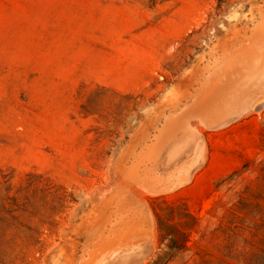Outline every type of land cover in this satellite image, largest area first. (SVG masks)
<instances>
[{"label":"rangeland","instance_id":"374dc122","mask_svg":"<svg viewBox=\"0 0 264 264\" xmlns=\"http://www.w3.org/2000/svg\"><path fill=\"white\" fill-rule=\"evenodd\" d=\"M263 61L264 0H0V264H264Z\"/></svg>","mask_w":264,"mask_h":264},{"label":"bare ground","instance_id":"6f19581e","mask_svg":"<svg viewBox=\"0 0 264 264\" xmlns=\"http://www.w3.org/2000/svg\"><path fill=\"white\" fill-rule=\"evenodd\" d=\"M248 42V41H247ZM256 43H257V41H256ZM262 45V44H261ZM254 46V45H253ZM241 55H243V54H241ZM263 57V56H262ZM255 61H257L256 59H255ZM264 62V61H263ZM246 63V62H245ZM248 63H250V61H248ZM261 64H262V60H261ZM251 65V64H250ZM252 65H253V63H252ZM254 67H256V66H254ZM251 74V73H250ZM253 74V73H252ZM262 74V73H261ZM259 78V77H258ZM243 79V78H242ZM255 79V78H254ZM255 81V80H254ZM252 82H253V80H252ZM246 83V82H245ZM255 83V82H254ZM259 83V82H258ZM225 84V83H224ZM246 84H248V83H246ZM254 85V84H253ZM252 85V86H253ZM250 86V85H249ZM249 86H248V88H249ZM261 86V85H260ZM226 87V86H225ZM254 87V86H253ZM257 87V86H256ZM248 88H246V89H248ZM244 89H245V87H244ZM245 89V90H246ZM252 89V88H251ZM221 90V89H220ZM244 90V91H245ZM264 89H262V91H263ZM222 91V90H221ZM220 91V92H221ZM247 91V90H246ZM258 92V91H257ZM262 93V92H261ZM251 94H253V93H251ZM260 95V94H259ZM221 96V95H220ZM254 96V95H253ZM262 96H264V93H263V95ZM261 96V97H262ZM251 97H252V95H251ZM223 98V97H222ZM244 100H245V98H244ZM217 101V100H216ZM249 101V100H248ZM204 102V101H203ZM250 102V101H249ZM248 102V103H249ZM201 103V102H200ZM224 103V102H223ZM237 103H239V102H237ZM236 102H235V104H237ZM241 103V102H240ZM243 103V102H242ZM251 103H252V101H251ZM253 104H254V102H253ZM201 105V104H200ZM241 105V104H240ZM239 105V106H240ZM223 107H225V106H223ZM242 107V106H241ZM248 107V106H247ZM202 108V107H201ZM233 108V107H232ZM231 108V109H232ZM239 108V107H238ZM261 108H264V99L263 100H260L259 102H257L256 104H255V106H254V108L253 109H261ZM226 109H227V107H226ZM230 109V110H231ZM239 109H241V108H239ZM214 110V109H213ZM209 111V110H208ZM223 111V110H222ZM235 111H236V108H235ZM234 111V112H235ZM259 111V110H258ZM239 112V111H238ZM211 113H213V112H211ZM240 113V112H239ZM208 114V113H207ZM230 115H232V114H230ZM229 115V116H230ZM241 115V114H240ZM228 116V115H227ZM222 117V116H221ZM235 117H238V116H235ZM241 118V117H240ZM225 119H227L226 117H225ZM234 119V118H233ZM235 120V119H234ZM217 121V120H216ZM211 124V123H210ZM186 125V124H185ZM204 126H205V124H204ZM206 126H210V125H208V124H206ZM171 129H169V133H168V135L164 138V140L162 141L164 144V148L162 147V152H164L163 154H164V156L161 158V159H158L159 161H158V169H160L159 168V165H161V167H164V168H168V167H173L174 166V164H175V166H176V164H179V162H183L182 160H184V159H186L187 157H189L190 156V153L188 154L187 152H188V150L190 149L189 148V144H185L184 142L185 141H189V139H181V138H179L178 137V135H180L179 134V131L181 132V130H180V127L179 126H177V127H174V128H172V127H170ZM184 128H185V126H184ZM197 128H199L200 129V127H197ZM198 129V130H199ZM211 129V128H210ZM187 132H189V131H187ZM182 133V132H181ZM190 133V132H189ZM187 135L188 136V133H184L183 135ZM190 134H192V133H190ZM182 135V136H183ZM193 135V134H192ZM190 136V135H189ZM200 136V135H199ZM186 137V136H185ZM196 137V136H195ZM179 138V139H178ZM189 138V137H188ZM191 138H192V136H191ZM197 139H199V138H197ZM184 140V141H183ZM194 141V140H193ZM192 141V142H193ZM191 142V143H192ZM198 142H199V140H198ZM198 144V143H197ZM191 145V144H190ZM192 146H194V144L192 145ZM206 147V146H205ZM196 149V148H195ZM197 151V150H196ZM167 152V153H166ZM166 153V154H165ZM192 153V152H191ZM197 154H196V158H199V161H197L196 163H197V165H195L196 163H194L193 164V168H192V170L190 171V172H188L187 174H186V176L185 177H183L182 179L180 178L181 176L180 175H177V176H175L173 179H171L169 182L170 183H176L177 185L179 184V185H181V184H185V183H188V182H190L191 181V179H192V177H193V175H194V172L197 170V167H199V165H201L202 163H203V157H202V153H203V148H202V146L200 147V149L196 152ZM159 156V155H158ZM159 157H161V156H159ZM206 160V159H205ZM187 161V160H186ZM184 164H185V161H184ZM187 164V163H186ZM185 164V165H186ZM204 164V163H203ZM179 166V165H178ZM177 166V167H178ZM163 168V171L165 172V169ZM183 168V167H182ZM126 169V168H125ZM124 169V170H125ZM153 169V168H152ZM173 169V168H172ZM188 169H190V168H188ZM151 171V170H150ZM176 171V170H175ZM125 172V171H124ZM169 172H171V171H169ZM168 172V173H169ZM166 173V172H165ZM149 174V173H148ZM173 174V173H172ZM184 176V175H183ZM130 178V177H129ZM139 178V177H138ZM141 178V177H140ZM148 178V177H147ZM168 178V177H167ZM153 179V178H152ZM158 179V178H157ZM161 180V179H160ZM150 181V180H149ZM156 181V180H155ZM147 182V181H146ZM164 182V181H163ZM152 183V182H151ZM148 184V183H147ZM145 185V184H144ZM149 185H150V183H149ZM158 195V194H157ZM109 196V195H108ZM143 202V201H142ZM140 203V202H139ZM141 204V203H140ZM138 206V205H137ZM140 206V205H139ZM136 207V206H135ZM137 208V207H136ZM141 208V207H140ZM139 209V208H138ZM144 209V208H143ZM150 211V210H149ZM137 214V213H136ZM151 214V213H150ZM152 220H153V218H152ZM98 221V220H97ZM110 232V231H109ZM154 232V231H153ZM104 234V233H103ZM137 235V234H136ZM139 235V234H138ZM142 235V234H141ZM146 235V234H145ZM151 235V234H150ZM152 236H154L153 234H152ZM146 238V237H145ZM88 239V238H87ZM132 239V238H131ZM130 239V240H131ZM150 240V239H149ZM133 241V240H132ZM136 241H138V240H136ZM139 241H140V239H139ZM145 241V240H144ZM124 242V241H123ZM125 242H127V241H125ZM145 242H147V241H145ZM154 242V241H153ZM132 243V242H131ZM130 243V244H131ZM150 243V242H149ZM97 244V243H96ZM129 244V245H130ZM133 244V243H132ZM142 244V243H141ZM95 245V244H94ZM114 245H116V244H114ZM154 245V244H153ZM128 246V245H127ZM140 246V245H139ZM150 246H151V244H150ZM99 247V246H98ZM114 247V246H113ZM112 247V248H113ZM145 247H147V246H145ZM149 247V246H148ZM153 247V246H152ZM155 247V246H154ZM153 247V248H154ZM150 249H151V247H150ZM137 250V249H136ZM143 250V249H142ZM144 250H146V249H144ZM142 251V252H144V254L143 255H140L139 257H140V259H141V256L142 257H144L145 258V256H147V255H145L147 252H145V251ZM147 250H148V248H147ZM146 250V251H147ZM152 250V249H151ZM150 250V251H151ZM154 250H155V248H154ZM111 251V250H110ZM113 251V250H112ZM130 251V250H129ZM135 251V250H134ZM149 251V250H148ZM107 252H109V251H107ZM114 252V251H113ZM123 251H121L120 253H122ZM126 252V251H125ZM138 252H141V250L140 251H138ZM151 252H153V251H151ZM151 252H149V253H151ZM106 253V252H105ZM111 254V256L113 255L112 254V252H110ZM130 253V252H129ZM134 252H131V254H133ZM115 254V253H114ZM117 254V253H116ZM126 254V253H125ZM128 254V253H127ZM126 254V255H127ZM140 254V253H139ZM121 255V254H120ZM137 256H138V254H136ZM145 255V256H144ZM116 256V255H115ZM114 256V257H115ZM117 256H118V254H117ZM152 256V255H151ZM105 257V256H104ZM122 257V256H121ZM124 257V256H123ZM132 257V256H131ZM149 257V256H148ZM90 258V257H89ZM96 258V257H95ZM112 259V258H111ZM121 259V258H120ZM148 259V258H147ZM107 260V259H106ZM124 260V259H123ZM128 260H129V255H128ZM127 260V261H128ZM139 260V259H138ZM102 261V260H101ZM104 261V260H103ZM121 261H122V259H121ZM136 261V260H135ZM134 261V262H135ZM98 262H100V260L98 261ZM109 262V261H108ZM111 262H113V264H114V261H111ZM138 261H136L135 263H137ZM141 262H142V260H141ZM116 263V262H115ZM119 263H120V260H119ZM122 263H123V261H122ZM143 263V262H142ZM97 264V263H96ZM101 264H103V263H101ZM106 264V263H105ZM121 264V263H120ZM125 264H126V262H125ZM132 264V263H131ZM145 264V263H144Z\"/></svg>","mask_w":264,"mask_h":264}]
</instances>
